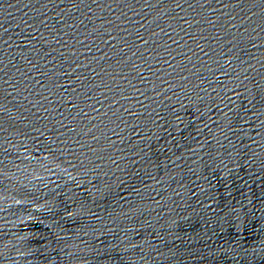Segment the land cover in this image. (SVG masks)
<instances>
[{
    "label": "water",
    "instance_id": "1",
    "mask_svg": "<svg viewBox=\"0 0 264 264\" xmlns=\"http://www.w3.org/2000/svg\"><path fill=\"white\" fill-rule=\"evenodd\" d=\"M0 264H264V0H0Z\"/></svg>",
    "mask_w": 264,
    "mask_h": 264
}]
</instances>
